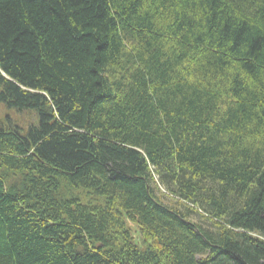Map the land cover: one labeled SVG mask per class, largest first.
<instances>
[{
  "label": "trees",
  "instance_id": "trees-1",
  "mask_svg": "<svg viewBox=\"0 0 264 264\" xmlns=\"http://www.w3.org/2000/svg\"><path fill=\"white\" fill-rule=\"evenodd\" d=\"M0 107V264H264V0H0Z\"/></svg>",
  "mask_w": 264,
  "mask_h": 264
},
{
  "label": "rangeland",
  "instance_id": "rangeland-1",
  "mask_svg": "<svg viewBox=\"0 0 264 264\" xmlns=\"http://www.w3.org/2000/svg\"><path fill=\"white\" fill-rule=\"evenodd\" d=\"M6 115V111L0 107V120Z\"/></svg>",
  "mask_w": 264,
  "mask_h": 264
},
{
  "label": "water",
  "instance_id": "water-1",
  "mask_svg": "<svg viewBox=\"0 0 264 264\" xmlns=\"http://www.w3.org/2000/svg\"><path fill=\"white\" fill-rule=\"evenodd\" d=\"M135 237L137 238V235H135Z\"/></svg>",
  "mask_w": 264,
  "mask_h": 264
}]
</instances>
